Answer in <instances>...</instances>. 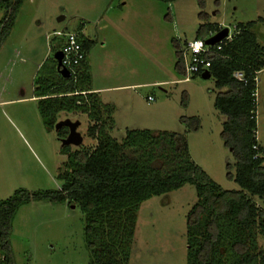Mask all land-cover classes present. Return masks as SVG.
Instances as JSON below:
<instances>
[{
  "label": "rangeland",
  "instance_id": "obj_1",
  "mask_svg": "<svg viewBox=\"0 0 264 264\" xmlns=\"http://www.w3.org/2000/svg\"><path fill=\"white\" fill-rule=\"evenodd\" d=\"M3 16L0 10V20ZM250 22L264 59V0H24L0 48V200L20 189L61 188L57 176L66 171L61 139L45 129L31 98L35 79L50 71L54 46L68 33L90 43L91 86L174 81L101 94L102 103L114 108V139L120 142L127 130L183 134L190 159L222 190H238L226 177L227 165L234 164L221 138L226 118L214 107L216 95L226 90H217L213 78L201 75L179 83L184 76L175 69L173 42L181 48L206 24L232 35L236 26ZM256 101V137L264 150V70L256 77ZM193 117L199 128L188 132L180 120ZM66 119L80 123L83 138L70 151L93 150L97 138L87 136L94 125L88 115H57V123ZM196 200L194 186L185 185L142 203L129 264H186V216ZM10 246L15 264H89L84 217L75 205H23L12 223ZM258 246L264 249L263 237Z\"/></svg>",
  "mask_w": 264,
  "mask_h": 264
},
{
  "label": "trees",
  "instance_id": "obj_2",
  "mask_svg": "<svg viewBox=\"0 0 264 264\" xmlns=\"http://www.w3.org/2000/svg\"><path fill=\"white\" fill-rule=\"evenodd\" d=\"M23 1L0 0L4 11L0 48ZM155 1L170 4L176 0ZM254 25L236 26L232 40L222 45L217 56L206 57L215 88L226 90L216 95L214 107L226 118L221 138L234 159L233 166L227 165L226 177L238 190H222L190 159L183 134L127 130L118 142L111 136L114 108L92 92L88 64L64 79L53 60L50 71L35 79L32 96L45 129L54 130L59 113L79 112L94 122L87 136L97 138V146L93 150L61 148L66 171L57 176L59 190L30 193L20 189L0 200V264H15L10 246L12 223L20 207L31 202L80 209L89 264H129L141 204L185 185L194 186L197 198L186 216V264H264V249L258 246V237L264 238V207L256 203H264V150L256 137L255 97L256 77L264 69V59ZM221 29L214 24L200 26L194 39H207ZM173 45L176 72L184 76L180 45ZM82 47L87 54L90 43L82 41ZM60 48L61 41L53 54ZM235 73H241L242 80ZM180 123L188 132L199 128L194 117L181 118ZM67 133L66 128L56 132L59 139Z\"/></svg>",
  "mask_w": 264,
  "mask_h": 264
},
{
  "label": "built area",
  "instance_id": "obj_3",
  "mask_svg": "<svg viewBox=\"0 0 264 264\" xmlns=\"http://www.w3.org/2000/svg\"><path fill=\"white\" fill-rule=\"evenodd\" d=\"M214 35H211L210 37ZM232 37L233 34L231 35L228 29L227 37L214 46L206 45V39H193L183 43L180 53L185 75L184 78L178 82L186 83L190 80V76L208 72L210 68V60L206 57L212 55L217 56L222 45L230 42ZM64 38L65 40L59 49L62 53L61 68H64L69 73V77H71L77 74L82 65L88 64V55L83 50L81 37L76 33L65 34ZM234 77L238 80H242L241 73H235ZM148 101H152V98L149 97Z\"/></svg>",
  "mask_w": 264,
  "mask_h": 264
},
{
  "label": "water",
  "instance_id": "obj_4",
  "mask_svg": "<svg viewBox=\"0 0 264 264\" xmlns=\"http://www.w3.org/2000/svg\"><path fill=\"white\" fill-rule=\"evenodd\" d=\"M228 35V29L223 28L219 32H217L214 36L208 38L205 40V44L208 46H214L215 44L221 42L223 39H225ZM53 59L56 62V70L58 74L64 78H69V73L64 69L61 68V60H62V53L60 51H57L53 54ZM210 73L204 72L201 74V78L204 80L210 79ZM80 126V123L78 121L71 122L70 120L66 119L64 121H59L56 123L54 127V131L57 132L61 128H66L68 130L67 136L64 139H61V145L62 147H79L82 144L83 138L81 134L78 132V127Z\"/></svg>",
  "mask_w": 264,
  "mask_h": 264
},
{
  "label": "crops",
  "instance_id": "obj_5",
  "mask_svg": "<svg viewBox=\"0 0 264 264\" xmlns=\"http://www.w3.org/2000/svg\"><path fill=\"white\" fill-rule=\"evenodd\" d=\"M82 41H85V40L82 38ZM257 43L260 44L258 39H257ZM62 44H63V42L61 43V45ZM87 61H88V67L90 69L89 59H87ZM262 70H264V69H262ZM171 82H174V81H154V82L133 83V84H128V85H118V86H109V87H94L92 85L91 86V90H92L93 93L98 94V96L100 97L101 94H105V93H108V92H114V91H120V90H130V89H135V88H138V87H141V86L163 85V84L171 83ZM219 91H223V89H221ZM224 92H226V91H224ZM221 93H223V92H221ZM31 99H34V98H31Z\"/></svg>",
  "mask_w": 264,
  "mask_h": 264
}]
</instances>
